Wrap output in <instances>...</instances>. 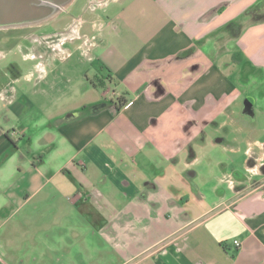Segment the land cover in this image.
Listing matches in <instances>:
<instances>
[{"label":"crops","instance_id":"obj_1","mask_svg":"<svg viewBox=\"0 0 264 264\" xmlns=\"http://www.w3.org/2000/svg\"><path fill=\"white\" fill-rule=\"evenodd\" d=\"M258 1L72 0L55 56L0 68L1 264H264V155L204 193L211 145L238 151L228 70L264 65ZM34 25L0 29V54Z\"/></svg>","mask_w":264,"mask_h":264},{"label":"rangeland","instance_id":"obj_2","mask_svg":"<svg viewBox=\"0 0 264 264\" xmlns=\"http://www.w3.org/2000/svg\"><path fill=\"white\" fill-rule=\"evenodd\" d=\"M55 15L41 20L33 27L27 28V32L23 33L22 39H19V46L15 51L10 52V48L5 49L2 54H0V68L3 67L6 69H11L10 63L11 61H14L21 68H24L23 71L27 73L28 70L26 71V69L28 67L41 62L43 58H51L55 56L54 51L49 48V44H55L58 41V36L55 33L57 29L56 25L58 23H54V21L58 20V17ZM63 15L64 14L62 12L58 13L60 18ZM260 20H262V18H260ZM233 66L230 69L231 71L228 70V72L235 79L232 80L236 81L237 86L243 93V97L241 103L236 104V110H234L233 119H230V126L233 132L228 135V137L230 141H236L239 144L237 146L238 151L233 152L229 147L226 149L223 146L213 145H211V147L208 149V151L212 153L210 158L214 160L210 161L205 159V163H208L211 167H214L216 172H218L216 165L219 162H224L226 164L225 167H228H221L222 172L215 173L204 180V188L206 191L204 193L210 200L216 199L219 195L217 188H226L230 185L229 181L226 179L225 172L230 174L232 171L231 169L233 168L245 173L249 165H254L258 157H260L261 154L264 155V151H262L264 146L256 149L251 158L246 153L247 149L249 148V143L247 142L249 138H256L262 142V144H264V65L254 67L252 63L248 62L247 59H244L241 63L239 62ZM20 70L17 71L18 74L20 73ZM1 72L3 71L1 70ZM241 77L243 79L242 81L239 80ZM246 97H253L257 101V128L252 129L251 127H244V125L241 126L240 118H242L243 104ZM209 132L214 139L218 138L219 134H222V131L218 132L213 128L210 129ZM216 152L221 154V156H219L220 158L223 157L226 160L222 161L220 158L216 160L213 156V153ZM262 164H264V160H262ZM189 196L191 200L192 196L190 194Z\"/></svg>","mask_w":264,"mask_h":264},{"label":"water","instance_id":"obj_3","mask_svg":"<svg viewBox=\"0 0 264 264\" xmlns=\"http://www.w3.org/2000/svg\"><path fill=\"white\" fill-rule=\"evenodd\" d=\"M72 0H0V29L31 25L54 15Z\"/></svg>","mask_w":264,"mask_h":264},{"label":"trees","instance_id":"obj_4","mask_svg":"<svg viewBox=\"0 0 264 264\" xmlns=\"http://www.w3.org/2000/svg\"><path fill=\"white\" fill-rule=\"evenodd\" d=\"M263 8H264V0H260L248 12H255Z\"/></svg>","mask_w":264,"mask_h":264},{"label":"built area","instance_id":"obj_5","mask_svg":"<svg viewBox=\"0 0 264 264\" xmlns=\"http://www.w3.org/2000/svg\"><path fill=\"white\" fill-rule=\"evenodd\" d=\"M235 244L239 247L241 246V243L239 241H235Z\"/></svg>","mask_w":264,"mask_h":264},{"label":"flooded vegetation","instance_id":"obj_6","mask_svg":"<svg viewBox=\"0 0 264 264\" xmlns=\"http://www.w3.org/2000/svg\"><path fill=\"white\" fill-rule=\"evenodd\" d=\"M263 170H264V167H263Z\"/></svg>","mask_w":264,"mask_h":264}]
</instances>
